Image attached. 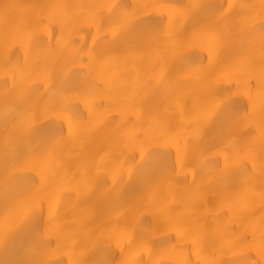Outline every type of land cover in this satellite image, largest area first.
<instances>
[{"label": "bare ground", "instance_id": "1", "mask_svg": "<svg viewBox=\"0 0 264 264\" xmlns=\"http://www.w3.org/2000/svg\"><path fill=\"white\" fill-rule=\"evenodd\" d=\"M261 5L0 0V264H264Z\"/></svg>", "mask_w": 264, "mask_h": 264}, {"label": "snow or ice", "instance_id": "2", "mask_svg": "<svg viewBox=\"0 0 264 264\" xmlns=\"http://www.w3.org/2000/svg\"><path fill=\"white\" fill-rule=\"evenodd\" d=\"M231 7H232V5H228V8H231ZM241 7H244V6H241ZM261 9H262L261 15L264 16V0H262ZM221 11H223V9H221ZM260 32H261L262 38H264V21H262V23H261ZM55 96H56V92H55V90H53V92H52V94L50 96V102L51 103H55V100L53 99ZM23 115H24L25 123H30L31 119H32L31 114L25 112ZM262 252H264V250H262ZM39 264H46V262L45 261H40Z\"/></svg>", "mask_w": 264, "mask_h": 264}]
</instances>
